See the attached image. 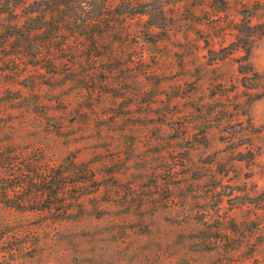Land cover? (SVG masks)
<instances>
[{"label": "rangeland", "instance_id": "374dc122", "mask_svg": "<svg viewBox=\"0 0 264 264\" xmlns=\"http://www.w3.org/2000/svg\"><path fill=\"white\" fill-rule=\"evenodd\" d=\"M120 2L0 14V264H264V0Z\"/></svg>", "mask_w": 264, "mask_h": 264}, {"label": "trees", "instance_id": "16d2710c", "mask_svg": "<svg viewBox=\"0 0 264 264\" xmlns=\"http://www.w3.org/2000/svg\"><path fill=\"white\" fill-rule=\"evenodd\" d=\"M58 1L60 3V6L64 5L69 8L71 3L76 2L77 0H58ZM79 1L81 2V8L79 10V13L85 16L84 20L87 22L86 23L87 28L90 29L91 24L97 22V20H92L91 18H89V16L96 9L100 7H104V5H106L105 0H95L96 2L95 1L91 2L92 0H79ZM27 2L28 0H0V6L2 8L0 10V14L9 13L11 15H14L17 18L19 15V12H18L19 9L23 7ZM150 4H151V0H121V2L118 4L117 7L110 6L109 11L112 14L111 17H115V14L118 13L120 15H124V14L144 15L146 14V15H149L150 18H152V16H154L156 12L152 8H150ZM43 9L44 7L40 8L39 10L40 14H42ZM44 11H46V9H44ZM24 27L25 25L22 23V21L20 19H17L15 22L14 29L22 31ZM35 29L40 30V29H43V27L39 26ZM77 166L78 164L74 160L71 161V163L68 165L62 164L60 167V172L57 173L59 175L58 176L59 182L58 184H56L57 188H55L54 185H51V183L53 184L52 182L53 177L50 174L48 175V178L44 180L46 182L44 183L46 186H44L42 190L38 192H33L30 196L24 198V200L20 202L21 204H19V205H22V204L37 205L41 203L42 201H45L48 204L47 208H19V209L53 210L54 206L58 203L67 204L68 203L67 201H69L68 191H69V188L71 187L72 182H74L75 185H82V184L87 185L95 181V174H94L93 169L90 168V166H87L83 170L77 169ZM73 176H78L79 179L72 181L71 178ZM10 191L15 192L13 190H10ZM82 197H83L82 195H78L76 199H81Z\"/></svg>", "mask_w": 264, "mask_h": 264}]
</instances>
